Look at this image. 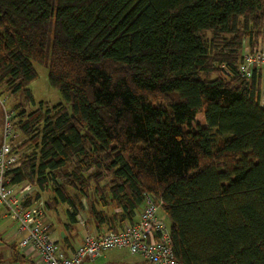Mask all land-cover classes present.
Returning a JSON list of instances; mask_svg holds the SVG:
<instances>
[{
  "label": "trees",
  "instance_id": "trees-1",
  "mask_svg": "<svg viewBox=\"0 0 264 264\" xmlns=\"http://www.w3.org/2000/svg\"><path fill=\"white\" fill-rule=\"evenodd\" d=\"M263 19L264 0H0V95L21 94L26 136L11 182L96 233L150 194L180 264H264V109L259 78L237 72ZM34 63L70 111L36 105Z\"/></svg>",
  "mask_w": 264,
  "mask_h": 264
},
{
  "label": "built area",
  "instance_id": "built-area-1",
  "mask_svg": "<svg viewBox=\"0 0 264 264\" xmlns=\"http://www.w3.org/2000/svg\"><path fill=\"white\" fill-rule=\"evenodd\" d=\"M242 45L237 72L247 79L253 76L259 78L257 102L264 109V49L250 48L244 39ZM2 111L0 206L6 209L8 217L16 224L21 236L20 248L33 249L39 264H93L103 251L109 249H125L138 256L139 260L132 264H180L173 253L169 227L158 214L161 201L150 194L144 195V206L136 221L126 223L117 231L82 232L79 245L70 254H65L51 233V224L43 219L44 208L41 203L26 204L29 198L35 196L36 185L31 182H11L8 172L17 163L19 154L13 144V113L4 106ZM80 214L78 221L84 225Z\"/></svg>",
  "mask_w": 264,
  "mask_h": 264
},
{
  "label": "rangeland",
  "instance_id": "rangeland-1",
  "mask_svg": "<svg viewBox=\"0 0 264 264\" xmlns=\"http://www.w3.org/2000/svg\"><path fill=\"white\" fill-rule=\"evenodd\" d=\"M259 30H260V35L258 37V42L255 45V47L259 48V49H264V19L262 21V24H261ZM34 68L37 72V77L35 80H33L29 84L28 87L31 90V93H32V96L34 98L36 105L39 102L48 103V104H54V103L60 102L67 107L68 111H70V105L67 102H65V100L62 97V95L60 94L59 90L52 87L49 84L47 67L40 65V64H37V63H34ZM13 97L16 98V101H20L22 99V96L20 93L15 94V96H13ZM0 101H1L0 107L2 108L4 106L7 110H11L12 109V107H11L12 103H15V100L12 98L10 99V101H9V99H6V97H4V94L0 95ZM32 108H34V107H32ZM32 108L27 106L26 107L27 112L30 111ZM16 121H17V118L13 117V123L14 124ZM197 124L199 126H205V122L203 120L202 113L197 114L196 119L192 123L193 127H196ZM13 130L15 133L14 139H13V144H14L15 148H17L20 144H22L23 141H25L26 136L24 134H22L17 129V127H14V125H13ZM25 147H28L25 151L30 152L32 150L33 145L31 143L29 145H25L24 148ZM17 149H18L17 150L18 153H21V149L20 148H17ZM69 192L73 193L74 191L70 189ZM42 197H43L42 198L43 201H45V200L48 201L52 207L58 206V204L54 203L53 201H50L51 200L50 197H52V193L50 191H48V190L44 191V193H42ZM83 204L85 205V207L87 206V200L86 199H83ZM63 207L65 208L67 206L65 204H63V205H61V208L63 209ZM105 211L109 212L110 209L107 207V208H105ZM158 214L160 217L165 219V216L161 210H159ZM80 217L84 220V225H81L80 222H78L76 224V228L78 231L77 235H78L79 239H81L82 232L87 231V232L94 233L96 231L94 224L87 218L86 214H84V213L80 214ZM102 229L104 230L103 227H102ZM135 261H137V256L130 254L125 249H109V250L103 251L102 255L99 258H97L93 264H132Z\"/></svg>",
  "mask_w": 264,
  "mask_h": 264
},
{
  "label": "crops",
  "instance_id": "crops-1",
  "mask_svg": "<svg viewBox=\"0 0 264 264\" xmlns=\"http://www.w3.org/2000/svg\"><path fill=\"white\" fill-rule=\"evenodd\" d=\"M13 96L15 95L4 94L6 99H9L10 101L12 98L15 100V103H17L16 98ZM15 103H12V105ZM42 193L44 192L37 193L29 203L35 205L41 203L40 205L44 208L43 219L51 224L52 235L60 243L61 250L65 254H70L81 241L77 235V228L74 226V228L67 229V217L65 214L66 207H63L62 209L61 205L63 204L61 203H58V206L52 207L48 201L45 199V201H43ZM138 215L136 216V219L138 218ZM95 230H97V228ZM96 232L97 231L94 233ZM20 238L21 236L17 232L16 224L8 217L6 209L3 206H0V264H39L37 262V254L33 249H22L19 247ZM138 260L139 257L137 256V261Z\"/></svg>",
  "mask_w": 264,
  "mask_h": 264
}]
</instances>
